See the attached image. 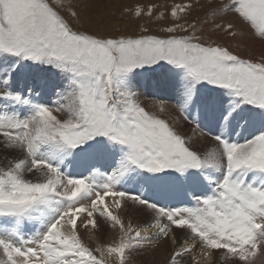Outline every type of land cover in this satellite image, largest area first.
Instances as JSON below:
<instances>
[{
  "label": "snow or ice",
  "instance_id": "obj_1",
  "mask_svg": "<svg viewBox=\"0 0 264 264\" xmlns=\"http://www.w3.org/2000/svg\"><path fill=\"white\" fill-rule=\"evenodd\" d=\"M63 7L0 0V264H128L130 252L161 237L173 245L166 264H200L188 259L197 246L209 264L216 252L255 264L264 256V58L203 40L196 21L170 23L163 35L114 36L75 29ZM193 7L173 4L168 15L180 20ZM221 7L264 38V0ZM156 8L123 10L139 18ZM158 72L187 120L212 125L210 150L138 102V78ZM53 76L63 83L48 100ZM109 158L111 170L101 171ZM133 180L139 190L125 187ZM160 191L191 200L168 207ZM122 207L154 216L126 224ZM99 220L119 239L93 249L81 232L99 230Z\"/></svg>",
  "mask_w": 264,
  "mask_h": 264
},
{
  "label": "rangeland",
  "instance_id": "obj_2",
  "mask_svg": "<svg viewBox=\"0 0 264 264\" xmlns=\"http://www.w3.org/2000/svg\"><path fill=\"white\" fill-rule=\"evenodd\" d=\"M49 2H52V0H49ZM58 2L59 0H57V3ZM185 2H188V0H112L111 2H109V5H106L108 4V2L104 3V0H63L64 7L60 9V12H61V15L64 16V18L75 29H79L81 31L88 30L90 32H101L105 34H107L108 32V34H111L114 36H119L121 34H124V35H140V34L163 35V33L161 32V29L163 27L168 26L170 23H173V22L192 23L193 21H196L197 22L196 34L200 35L203 40L210 41L213 43H218L222 46H226L229 48V50L237 52L246 58L250 57L257 61L264 58V38L254 36L248 28L243 27L240 20L238 19V17L235 15L234 12L232 11L225 12L222 10L221 6L225 4H229L230 0H191V2L194 5L193 9L187 14H182L180 20H174V18L168 15V11L173 4H182ZM138 3L143 4V5H147V4L156 5L157 8L153 16L152 17L143 16V17L138 18L134 16L131 12H125L123 10L125 8L131 9L134 5ZM114 4L116 5V7L117 6L118 7L116 8ZM73 11L76 12L78 15L71 16L70 12H73ZM104 11L105 13H103ZM160 13L164 14L163 18H161ZM100 15H101V18H100ZM228 22H231L233 25L230 31L225 28L216 29L214 27L215 24L224 25ZM143 29H147V32L146 33L143 32ZM131 30H134V32H131ZM155 74H160V73L158 72ZM154 76L155 75L153 74L151 78L149 77L147 78L152 79ZM62 83L63 81L61 77L59 76H53L49 78L47 87H50V89L48 90L51 91L50 93L51 100L57 99L54 93L56 92L57 86L62 85ZM52 86L53 88L54 87L55 88L51 89ZM33 95L35 96L36 93L34 92ZM141 97H142L141 104L146 108L147 111L164 117L165 119L169 121L171 125L174 124L173 126L176 127L182 134H184L186 138L189 139L190 143H192L191 140L193 137L197 139V137L200 136L199 139L204 140L206 143H205V147L201 145L202 148H198V149H200L201 151L210 150L214 146V144L213 145L207 144V141H206L208 138L212 142H214L213 136L208 131L199 132L198 129L194 127L195 124L185 118L184 114L181 113L180 111V108L178 106L179 103L176 98H169L167 99L168 102H163L154 95H151V96L145 95ZM153 97L156 98L157 100L155 101ZM166 105L167 106L170 105L171 108L177 112V114L174 115V117L171 116L172 115L170 113L171 111L167 112L168 109ZM177 119L178 120L180 119V121H178ZM202 124H209V123L207 121H204V123L202 122ZM184 126L187 127L188 130L182 129ZM192 128H194L195 130H192ZM207 128L209 129L212 128V125L211 124L207 125ZM0 163H1L0 164L1 167L6 165V160L4 159V155L0 159ZM111 164H112V160L110 161L102 160L97 165V167H99L101 171H104L105 169H108L110 171ZM132 183H134L133 188L134 189L137 188L136 190H139V187H140L138 186L139 184H137L134 180L132 181ZM157 194L160 195V199H159L160 202L168 207H180L181 205H184V206L189 205V202L191 200V195H192L191 193H188L186 196L185 194L165 193L162 191L157 192ZM179 196H181L182 199L185 198L187 201L183 200L181 205L176 204L177 199H175V197H179ZM106 201L108 203H112L110 202L112 201V198L107 197ZM126 210H127V207H122L120 209L119 214H121V217L125 220V223L127 224L130 220L127 222V217L124 215V213H126ZM143 217H144V221L150 220V217L148 216H143ZM135 221L132 222L134 225L139 224L142 226L144 223V222L136 223ZM99 223H100L99 230L97 231L82 230L81 232L82 238L89 245V247L93 243L92 245L94 247H91L93 249L97 246H104L108 243H112L116 239L117 240L119 239V237L117 236L119 235L118 230L109 229L107 226H105L103 220H99ZM165 223H167L166 220H165ZM28 235L29 233L27 230L25 237H27ZM163 241H164L163 237H161L160 239H153L150 242H147L143 247L137 248L136 250L130 252L128 254L130 256L127 257L128 264H139V263L157 264L156 261L151 262L150 260L146 258L150 252V249L151 250L154 249L155 246H157L160 242H163ZM179 242L180 244H183L185 242V238L181 236ZM187 243H192V242L187 240ZM171 248L172 247H170V249ZM97 255L99 254L97 253ZM136 256L138 257V259H136L137 258ZM194 256L200 260V264L202 263L209 264V261L204 262L201 260L200 257L202 255H201V249L199 246H197L192 253L188 254V259L191 260V258ZM168 259H169V254H166L164 258H161L160 263L166 264V261ZM256 262H258V257L255 260V264ZM106 264H113L112 258L107 260ZM211 264H233V262L230 258H226L223 252H216L212 257Z\"/></svg>",
  "mask_w": 264,
  "mask_h": 264
},
{
  "label": "bare ground",
  "instance_id": "obj_3",
  "mask_svg": "<svg viewBox=\"0 0 264 264\" xmlns=\"http://www.w3.org/2000/svg\"><path fill=\"white\" fill-rule=\"evenodd\" d=\"M112 0H104V3H107L108 2V4H106V5H109V2H111ZM115 5V4H114ZM102 7V6H101ZM115 7H116V5H115ZM114 7V8H115ZM118 7V6H117ZM116 7V8H117ZM108 10V9H107ZM218 11V10H217ZM101 13V12H100ZM103 13H105V11L103 12ZM96 14V13H95ZM90 17V16H89ZM103 17V16H102ZM106 17V16H105ZM99 18V17H98ZM100 18H101V15H100ZM107 18V17H106ZM101 21H103V20H101ZM237 21V20H236ZM105 22V21H104ZM111 22V21H110ZM96 23V22H95ZM102 23V22H101ZM114 23V22H113ZM108 24V23H107ZM135 28V27H134ZM111 29V28H110ZM109 29V30H110ZM103 30V29H102ZM105 30V29H104ZM101 31V30H100ZM112 31V30H111ZM107 32V31H106ZM131 32H134V30H131ZM101 33V32H100ZM107 34H108V32H107ZM164 81H166L167 82V78L162 74V73H160V74H155V76L152 78V79H148V78H145V79H142V80H139L138 81V86L134 89L139 95H149V94H153L154 93V91H157L158 92V96H161L160 98L161 99H163V100H167V99H169V98H176L177 100H178V96H177V94H176V92L169 86V84H168V82L167 83H164ZM54 82V81H53ZM50 86V85H49ZM55 88V87H54ZM53 88V86L51 87V89H54ZM48 89H50V87H47L46 89H45V92H44V95L47 97V99L48 100H51L50 99V93H51V91L50 90H48ZM55 94V93H54ZM159 99V98H158ZM156 101V100H155ZM168 102V101H167ZM170 102V101H169ZM160 105V104H159ZM167 106V105H166ZM179 106V105H178ZM177 106V107H178ZM167 112H170L172 115L171 116H173L174 117V115H176L177 114V112L176 111H174V109H172L171 108V106L169 105V106H167ZM170 109H172V110H170ZM164 118V117H163ZM178 120V119H177ZM178 121H180V119L178 120ZM203 123H204V121H203ZM174 125V124H173ZM172 125V126H173ZM204 126H202L200 129H198V131L199 132H209L210 133V129L209 128H207V125H209V124H203ZM178 126V125H177ZM189 127V126H188ZM190 127H192V126H190ZM194 127L196 128V125H194ZM182 129H187L188 130V128L187 127H183ZM186 130V131H187ZM192 130H195L194 128H192ZM195 135V134H194ZM200 137V136H199ZM199 137H197V139L195 138V137H193L192 138V140H191V142H192V144H193V146L194 147H196V148H202L201 147V145H203L204 147H205V141L204 140H200L199 139ZM202 139V138H201ZM207 144H211V145H213L214 144V142H212L210 139H208L207 138ZM2 156H3V153H0V159L2 158ZM2 161V160H1ZM108 161H110V160H108ZM5 162V161H4ZM100 162H98V164H99ZM1 164V163H0ZM3 164V163H2ZM97 164V165H98ZM3 166V165H2ZM1 167V166H0ZM133 184L134 183H132V181H129L126 185H125V187L126 188H128V189H130V190H136V189H134L133 188ZM138 186H140V185H138ZM139 189H140V187H139ZM157 194V193H156ZM156 198L157 199H160V195H156ZM109 200H111V199H109ZM110 202H112V201H110ZM182 202H183V200H181V201H179L178 203H181L182 204ZM130 204V203H129ZM179 205V204H178ZM139 206H137V208H138ZM121 215V214H120ZM124 215L127 217V222L130 220L131 221V223L132 222H134L135 220V222L137 223V222H146V221H144V217L143 216H148V217H152V216H154V213H151L150 212V210L149 211H144L142 214H140L139 216H137V214H136V210L135 209H133V208H128L127 207V210H126V213H124ZM126 219V218H125ZM166 220V219H165ZM165 220L164 221H162L163 223H165ZM144 223H143V225H144ZM143 225L141 226V227H143ZM26 231H27V229L25 230V234H26ZM149 231L150 232H154V231H156V229H154V228H150L149 229ZM93 234V233H92ZM112 235V234H111ZM118 237H119V235H117ZM116 236V237H117ZM177 236H179V237H184V235L183 234H181L179 231H177ZM109 237V236H108ZM113 237V236H112ZM25 238H27V237H25ZM95 238V237H94ZM93 238V239H94ZM185 238V237H184ZM113 239H115V238H113ZM117 240V239H116ZM188 241H190V242H192L190 239L188 240ZM93 244V243H92ZM91 244V246L90 247H94L93 245ZM153 246V245H152ZM151 246V247H152ZM173 245H172V241H171V239H169L168 241H167V243H165V241H163V242H160L157 246H153L154 247V249H150V252H149V254H148V256H147V258L146 259H148V260H150L151 262H157V264L158 263H160V261H161V258H164L165 256H166V254H169V250H170V247H172ZM152 247V248H153ZM136 255V254H135ZM128 256H130V255H128ZM134 257V256H133ZM137 257V256H136ZM216 257V256H215ZM201 258V260L202 261H204V262H208V260L206 259V258H204L203 256H201L200 257ZM136 259H138V257L136 258ZM217 259V258H216ZM133 263V262H132ZM139 264H142V263H139ZM161 264V263H160ZM202 264H204V263H202ZM256 264H264V256H258V262H256Z\"/></svg>",
  "mask_w": 264,
  "mask_h": 264
}]
</instances>
